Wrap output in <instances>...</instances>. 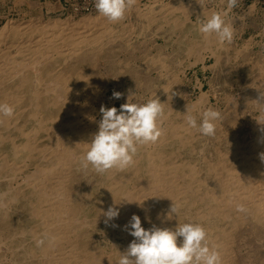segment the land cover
Returning <instances> with one entry per match:
<instances>
[{"label": "bare ground", "instance_id": "6f19581e", "mask_svg": "<svg viewBox=\"0 0 264 264\" xmlns=\"http://www.w3.org/2000/svg\"><path fill=\"white\" fill-rule=\"evenodd\" d=\"M169 2L159 5L162 14L158 15V12L152 14L156 12L151 6L153 3L143 7L144 10H138L135 5L137 28L130 22L120 24L124 28L128 26L127 33L129 29L133 33L137 30V35L143 36L150 23L161 19L157 28L161 29L159 36L164 46L170 41V35L179 31L186 53L193 56L188 67L200 62L203 69H213L220 65L221 59L240 56L244 62L253 61L250 64L252 77L254 69L264 71V61L252 54L246 56L252 39L229 54V47L218 43L214 37L203 38L198 23L190 18L191 14L199 19L212 12L202 6V0V5L198 0ZM173 9L182 15H172ZM69 19V16L47 19L42 23L25 19L26 23L7 22L0 28V102L14 107L13 116L0 117V177L9 170L15 172L12 179L1 182L6 188L0 192V233L6 230L8 236L0 237V252L3 248L10 257L6 261L0 254V264H117L120 253L125 252L134 239L125 229L133 214L140 217L146 230L153 225L174 229L178 223H200L207 230L210 244L218 248L221 264H239L236 251L245 244L247 251L252 250L248 242L250 236L256 235L258 243H264V161L260 158L264 153V124L258 122L262 106L257 103L264 102L261 100L264 76L258 75L248 84L243 83L248 87L240 94L243 97L229 96L224 110L217 105L219 98L215 97V106H212L210 92L202 90V83L196 85L199 94L195 101L181 103L180 109H176L178 104H172L170 96L175 92L176 96L180 94L182 84L175 79L178 72L174 79H167L166 84L158 87L159 80L168 78L171 72L168 61L171 56L165 52L166 47L157 46V42L143 43V50L139 52L130 38H124V42L116 36V29L104 27L106 18L99 14L75 21ZM195 32L201 35L199 41L191 37ZM201 49L209 51L206 56L198 54ZM121 51H126V56L117 58L116 53ZM207 57L213 58L210 66L204 64ZM137 60L141 63L137 64ZM100 63L103 67H112L107 75L115 86L121 78L131 77L143 96L149 93L148 100L153 99L158 88L164 115L160 121L162 135L157 142L139 146L134 164L125 170L113 168L98 177L91 172L96 187L92 190L87 182L81 183V175L75 180L72 174L76 172L72 170L81 166L80 157L93 134L98 132L97 120L87 118L90 124L83 126L80 117L86 118L94 102L93 86L101 80L94 66ZM173 82L175 92L169 91L173 92L169 96L167 91ZM84 90L83 103L76 106L72 102H77ZM250 104L259 115L255 126L250 127L254 134L248 138L239 132L237 117L242 107ZM209 107L218 109L222 115L216 124L215 136L196 134L194 137L196 129L187 126L184 113L192 110L199 123V113ZM248 117L253 118V112ZM17 159L21 160L19 165L14 164ZM31 166L33 170L27 172ZM94 198L98 205L95 211L93 208L94 216L90 217L92 209L88 205ZM18 203L22 204L20 208H16ZM172 204L177 213H171L169 219ZM237 204H243L247 211L237 212ZM110 206L119 208L117 240L109 250L98 249L90 241L92 237L88 240V232L82 229L87 228L91 220L105 223L102 213ZM14 211L18 213L16 220L11 217ZM44 233L55 236L56 241L51 246L46 242L37 247L36 240ZM255 252L247 255L254 256Z\"/></svg>", "mask_w": 264, "mask_h": 264}, {"label": "rangeland", "instance_id": "374dc122", "mask_svg": "<svg viewBox=\"0 0 264 264\" xmlns=\"http://www.w3.org/2000/svg\"><path fill=\"white\" fill-rule=\"evenodd\" d=\"M169 1H172V0H169ZM169 1H167V0H163V1L162 0H137L135 5H136V7L138 6L137 9L140 8V10H142V9L144 10L145 6H147V5L149 6L150 4L153 3L155 5L152 4L151 6H154V10H156V12L152 11V14L155 13V15H156V13L158 12L157 13V15H158V14H162L158 10L159 5L170 4ZM202 2L204 3L203 4L204 8H207V10H209V8L212 9L209 11L227 10L226 0H202ZM135 5L131 8V10L128 11V13H127L128 15L126 14L125 19L121 22L124 24H127V22L128 23L130 22L131 26H133L134 28H137V24L135 23V22H137V18L135 16V9H136ZM247 8H249V9H247ZM173 10H175V9H173ZM175 11H172V13H173L172 15H175V16L182 15L181 12L178 11L177 9ZM169 13L171 14V10L169 11ZM97 14H98V12L95 8V0H0V28L3 26V24L5 25L7 22L8 23L10 22L12 25L16 23L15 21H17L18 23L19 22L20 23H26L25 19L27 21L36 19L35 20L36 22L38 20V23H42V22L46 21L47 19L48 20H50V19H64V17L69 16L70 21H75L76 19L78 20L81 17L92 18V17H95ZM203 17H206V16H202L199 19L196 18L195 14L194 15L191 14V16H190L191 20L195 23H200L201 22L200 19ZM230 18L233 20H230ZM226 19L233 21L234 28L236 30H238L237 32H235L234 38L230 43L229 42L224 43L227 47H229L227 50V53H229V54L234 53L233 51H234L235 47H237V48L240 47L239 45H241L244 41H246L250 38V39H252V42L250 44V49H247V53H246L247 55L246 56H248L249 54L250 55L252 54L253 57H259L260 61H264V0H241L239 6L237 8H235L233 11H231L228 14V16L226 17ZM22 20L24 22H22ZM39 20H40V22H39ZM105 21H107V20H105ZM161 21H162L161 19H157L156 21L153 22V24L150 23L149 24V26L151 25L150 28L148 27V31H146L143 36H138L136 33L137 30L133 33L129 29L130 34L127 33L128 31H126V30L128 28L126 29V27H128V26H126L124 28V26L121 25L122 24L121 22L110 23L107 21V22L103 23V25H104V27H111L113 29H116L117 30L116 36L118 37V39L122 38L124 40V42L126 40L124 38H126V37L128 39L130 38V41L132 40L131 42H133L138 47L137 51H139V52L141 50H143L145 43L147 44L150 42L151 43L157 42V46L162 47V48L166 47L165 52L167 54H170V56H171L170 60H168V61H170V71L173 72V75L170 72V75L168 74V78H162L161 80H159V82H161V83L158 84V87L162 86V83H163V85L166 84L167 79H172L173 76H176L175 73L178 72V74L176 73L177 74L176 78L175 77L174 78L177 79L178 81H181V84H182V86H181L182 89L180 88L179 96H176L177 93L174 90L175 89V87H174L175 82H178L177 80H174L175 81V82H173L174 84L171 85L169 90L167 91V92L173 91L176 93V94L173 92L168 93L169 96L172 93L174 94L175 98L172 94V96H170V98H172L173 100H170V98H169V100L172 104L175 102H176V104H178V105H176V106H178L176 109L179 108V105H181V103H184L186 101H195L196 96L199 94V89H198V86H196V85L198 83H202V87H201L202 90L210 92L212 106H215L214 100L216 97V98L220 99L219 102H217V105L220 108H222V110H224V108H226L225 101L227 100V98L229 99V96H232V97L237 98V99L240 97L242 98L243 96H240V94L247 91L245 89V87L248 88L247 84L249 83L250 79L251 78L254 79V77L256 78V76H258V75L264 76V71H262L263 72V74H262V72H257V70L254 69L255 75H253V77H252L251 71H252L253 67L251 66L252 67L251 68L250 64L252 65L253 61L251 62V60H250V62H246V61H248V60H246L245 61L246 63H245L243 61V58L240 56L237 58L234 56H230L229 59H226V60L223 59V61L221 59L220 65L215 66L213 69L208 68V67L203 69L201 66L202 64L200 62H198L196 65L188 67V65H189L188 63L193 60V56L191 54L186 53V45L184 43L185 41H182V39H181L182 35L179 33V31L175 30V32H173L170 35V38H171L170 41H168L166 43V46H164L163 39H161L159 36L161 29L158 30V28H157V26L161 23ZM12 22H14V23H12ZM105 24H106V26H105ZM165 29L167 30V27H165ZM153 32H154V35H153ZM118 33H120V35ZM200 36L201 35H198L197 32H195L192 34L191 37L199 41V39L201 38ZM117 37H115L114 39H116ZM112 45H115V43H113ZM113 47H115V46H113ZM220 50H221V52H224V50H222V49H220ZM208 52H207V50L201 49L198 52V54L200 56H203V55L206 56V54ZM117 55H118V57H117ZM123 56H126V51H121L120 53L119 52L116 53L117 58H122ZM233 58H235V59H233ZM212 59L213 58L210 59V57H207V59H205V61H204V64L206 66L212 65L214 62V61H212ZM179 61H181V62H179ZM138 62L141 63L139 60H137L136 63L139 64ZM177 62L179 63L178 66H177ZM243 64H245V65H243ZM102 65H103V63L97 64L94 66L95 73H96V75L101 76V80L99 81L100 83L98 85L96 84L95 86H93L94 90H96L95 93L96 92H98V93H96V94L94 93L95 99H94L93 103L91 102L92 107H91L89 114L88 115L86 114V118H82V117H80L81 115H79V117L82 119L81 124H83V126H87L88 124H90V123H88L89 121L87 122V120L89 118L92 119L93 121L97 120L96 122L99 125V122L102 119V114L99 111L101 105H104L108 108L115 106L117 109H119L120 105L127 102L128 97H126V96H129L130 94H134L133 99H132V102H134V103L142 104L148 100L147 97L149 96V93H146L145 96H143V91L141 89H137V87L135 86V82L132 80L131 77L121 78L119 81V84L115 86L114 81L110 78V75H107L109 70L112 67L107 68V67H103ZM80 66H82V65H80ZM244 66H245V68H244ZM247 67H248V69H247ZM107 69H108V71H107ZM245 70H246V72H245ZM247 73H248V75H246ZM154 75H155V72H153L152 76L154 77ZM171 75H172V77L170 78ZM155 77H157V76H155ZM247 77L249 80L246 79ZM243 78H245V79H243ZM163 79L165 82L163 81ZM246 80H248V81H246ZM243 83H247V84L245 85ZM242 84L244 86H242ZM239 89L240 90L243 89V90L240 91ZM158 90L159 89L157 88V90L154 92V95L152 96V98L157 97L160 100L162 98L160 95H162V94H161L160 90L159 91ZM114 91L122 93L123 94L122 97L120 99L112 98V94ZM82 92H80V95L78 96V98H79L77 101L78 103L76 101H74L72 103H74L75 105L76 104L81 105L83 103V96H85L86 91L84 90ZM158 94H160V95L157 96ZM211 95H213V96H211ZM80 97H81V99H80ZM142 97H144V98H142ZM176 97L177 98L180 97L179 100H177ZM246 97H248V95H246ZM175 100H177V101H175ZM241 111L242 112H240L239 116L237 117V120L240 123L239 132L241 134H244L246 137L251 138L250 136H252V134H254V133L251 131L250 127H251V124L253 126H255V122L257 123L256 117L259 115V112L257 110H254L253 104H250L249 106L242 107ZM252 112H253V118H249L248 116ZM30 125L32 126L31 123H30ZM91 129L92 128L88 127V130H91ZM196 134L201 135V133L197 129L193 133V136L195 137ZM39 135H42V134L39 133ZM198 144H197V146H199ZM7 148L8 147L5 146V149H7ZM184 153H186V150H184ZM186 156L187 155L184 154V157H186ZM20 161H21L20 159L19 160L17 159L14 164L19 165ZM31 170H33V166L28 167L26 171L31 172ZM79 170H81V171H79ZM86 170L89 171L90 173L89 172L86 173ZM86 170H85V168H83L81 166L74 167V170H72V172L75 171L76 173L74 174V172H73L74 175L72 174V176H73V178L76 177L75 180L77 178L78 179L82 178L81 183L87 182L88 186L92 190L93 189L95 190V188H96L94 186L95 180L91 179L90 174H92L91 172H93V173H96V172L90 167L87 168ZM117 171H120V170H117ZM8 172H6V175L8 174L9 176L8 175L6 176L5 174L2 173V175H5V176L0 177V192L5 190V188H6L5 185H3L4 184L3 180L6 181L8 179H12V177L15 175V172H12L10 170ZM82 172L84 175L82 174ZM24 174H25V172H23L21 174V176H23ZM80 175H81V177H80ZM96 175L97 176H95V177H98L99 174L96 173ZM1 184H2V186H1ZM13 185H15V183ZM73 191L76 192L75 189ZM95 196L97 197V193ZM95 199L96 198H94V200L90 201V203L88 205V207H91V209H92V213L90 212V214H88L90 217L94 216L95 208L98 205V202ZM19 205H20V207L22 206V204L18 203L16 208H20V207H18ZM93 208H94V211H93ZM18 210L19 209H16L17 212H18ZM16 211H14L11 215L12 219H15V220H16L17 215H18V213ZM15 216H16V218H15ZM15 220H13V221H15ZM93 222H95V221L91 220L89 222V226L87 228L85 227L87 230H84L85 228H83L82 232L83 231L88 232V234H89L88 240H90L92 237V239L90 241L92 242V244H94V246L96 248L109 250L111 248V245L113 244V242L117 240V236L115 234V233H117L116 227H112V226H110V224H112V223L116 224L117 221L116 220L111 221L109 223V225H106L102 221H98V222L96 221V223H93ZM31 223H33L32 220H31ZM3 231H2L3 233H0L1 234L0 237L1 236L7 237L8 232L6 230H3ZM259 233H262V232H259ZM244 234L246 236L247 233H244ZM179 239H182V238H179ZM258 239H257L256 235L252 236V237L250 236V238H248V242H250V244L252 245L251 251H247V248H246L247 245L246 244L242 247L241 250L236 251V259L239 261V264H244L243 262H246L248 264V261H249V264H264V261L262 260V258H264V243L263 244L258 243V241H257ZM93 241H94V243H93ZM255 241H256V243H254ZM257 243L259 245H263V247L262 246L260 247ZM257 246L259 249L257 248ZM253 249L256 250L257 253L255 252L254 256L247 255L248 252L252 253V251H254ZM1 250L2 251L0 252V254L1 255L3 254V256H4V257L2 256V258L3 259L5 258L6 261L9 260V257H10L9 253L7 251H4L3 248H1ZM3 251L5 254L3 253Z\"/></svg>", "mask_w": 264, "mask_h": 264}, {"label": "clouds", "instance_id": "9594fccd", "mask_svg": "<svg viewBox=\"0 0 264 264\" xmlns=\"http://www.w3.org/2000/svg\"><path fill=\"white\" fill-rule=\"evenodd\" d=\"M136 2L137 0H95V8L108 22L118 23L125 19ZM198 2L202 5L201 0ZM240 2L241 0H226L227 10L212 11L201 18L197 27L205 40L214 37L220 44L233 40L234 24L226 17ZM122 95L114 91L112 98L120 99ZM133 96L134 94H130L127 102L120 105L119 109L101 105L99 111L102 119L98 132L93 134L85 153L80 157L81 167L87 169L91 166L98 174H104L113 168L125 170L134 164L139 146L157 142L162 135L160 121L164 115L163 103L159 98L149 99L142 104L134 103ZM261 100L264 101L262 95ZM257 103L262 106V115L258 122L264 124V102ZM13 114V106L0 102V117H11ZM199 117L198 123L197 115L192 110L187 109L184 113L188 127L197 129L204 136H215L216 124L222 119L221 112L209 107L199 113ZM260 158L264 161V153H261ZM236 211L244 213L247 209L243 204H237ZM171 213H177L174 204L169 219ZM102 214L105 224L109 225L111 221L118 219L119 208L110 206ZM110 226L118 227L114 223ZM125 229L134 239L126 251L120 253L117 264H221L218 248L210 244L207 230L200 223H178L174 229L153 225L146 230L142 227L140 217L133 214ZM55 241V236L44 233L36 240V245L40 247L47 242L51 246Z\"/></svg>", "mask_w": 264, "mask_h": 264}]
</instances>
